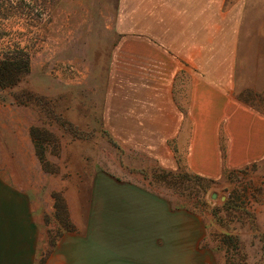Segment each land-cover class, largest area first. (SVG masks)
Returning <instances> with one entry per match:
<instances>
[{"label": "rangeland", "instance_id": "374dc122", "mask_svg": "<svg viewBox=\"0 0 264 264\" xmlns=\"http://www.w3.org/2000/svg\"><path fill=\"white\" fill-rule=\"evenodd\" d=\"M138 1L0 0V58L16 61L12 77L0 79V159L3 176L24 193V264H164L155 261L162 254L155 245L141 254L115 242L112 205L98 207L93 196L98 172L141 185L200 220L196 248L206 256L192 260L183 251L166 264H264V160L216 180L164 169L129 118L140 104L136 87L156 77L154 61L135 54L136 42L146 37L144 22L162 14ZM204 6H184V20L171 8L167 23L204 27L196 15ZM146 38L162 45V37ZM184 173L203 180L178 176ZM132 252L152 259H119Z\"/></svg>", "mask_w": 264, "mask_h": 264}, {"label": "crops", "instance_id": "0c3cea01", "mask_svg": "<svg viewBox=\"0 0 264 264\" xmlns=\"http://www.w3.org/2000/svg\"><path fill=\"white\" fill-rule=\"evenodd\" d=\"M138 2L162 9L157 21L151 17L143 24L146 37H162V45L153 46L146 37L136 42L135 54L154 61L156 77L136 87L140 104L129 118L150 138L148 145L160 166L216 180L264 160V0L256 7L251 0ZM225 3L228 10L222 11ZM190 4L199 9L205 5L206 13L196 14L199 22L207 20L204 27L197 22L196 33L189 22L184 29L168 25L174 16L171 8L184 20V6ZM210 8L221 12L216 17ZM255 22L259 29L251 30ZM2 166L1 160L0 264H24V193L10 185ZM92 191L98 207L112 205L115 235L123 238L117 241L114 235V240L126 243L124 250L133 245L144 254V246L155 245L156 252H162L155 261L164 264L170 254L183 251L197 261L205 255L196 248L202 236L200 220L183 209H171L162 195L103 172L95 174ZM138 255L119 259H152V254Z\"/></svg>", "mask_w": 264, "mask_h": 264}, {"label": "trees", "instance_id": "16d2710c", "mask_svg": "<svg viewBox=\"0 0 264 264\" xmlns=\"http://www.w3.org/2000/svg\"><path fill=\"white\" fill-rule=\"evenodd\" d=\"M15 59L14 58H7V59H1L0 58V79L2 80H6L7 77H12V70L10 69L11 66L15 65ZM25 68L28 67V60H25V62H23ZM181 178H185V177H194L195 179H197V181L201 182L203 180V178H201L200 176H196V175H189L187 173L178 175Z\"/></svg>", "mask_w": 264, "mask_h": 264}]
</instances>
